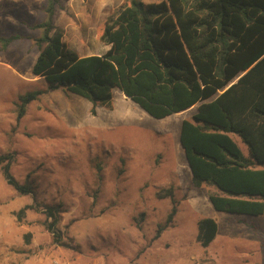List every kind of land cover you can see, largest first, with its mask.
<instances>
[{
  "label": "rangeland",
  "instance_id": "1",
  "mask_svg": "<svg viewBox=\"0 0 264 264\" xmlns=\"http://www.w3.org/2000/svg\"><path fill=\"white\" fill-rule=\"evenodd\" d=\"M124 1L59 0L54 22L70 49L102 55L109 49L99 40L103 23ZM45 5L0 0V37L21 36L6 51L0 43V156L15 153L12 174L34 189L19 193L0 171V264H264V215L218 212L209 200L216 188L192 184L180 129L197 107L157 120L116 90L113 108L92 115L87 100L60 89L39 96L17 120L19 98L47 89L32 75L42 35L33 26L47 19ZM171 187L177 213L155 239L173 207L156 194ZM36 202L63 206L62 244L43 213L18 215ZM205 218L219 225L207 248L197 241Z\"/></svg>",
  "mask_w": 264,
  "mask_h": 264
},
{
  "label": "trees",
  "instance_id": "2",
  "mask_svg": "<svg viewBox=\"0 0 264 264\" xmlns=\"http://www.w3.org/2000/svg\"><path fill=\"white\" fill-rule=\"evenodd\" d=\"M58 3L46 0L47 19L33 26L42 35L35 39L39 53L32 75L47 89L19 98L17 120L39 96L60 89L87 100L92 115L100 107L113 108L116 90L157 120L197 107L180 129L192 184L216 188L209 200L218 212L264 215V0H125L99 33L108 51L88 56L64 41L65 30L54 22ZM20 38L0 37L2 50ZM234 136L247 146L248 156ZM15 159V153L1 155L0 171L19 193L33 194L30 184L12 174ZM156 196L173 199L158 239L173 223L177 202L172 187ZM62 209L36 202L18 215L43 213L46 230L62 244L57 227ZM218 231L215 219L200 220L198 243L209 247Z\"/></svg>",
  "mask_w": 264,
  "mask_h": 264
},
{
  "label": "crops",
  "instance_id": "3",
  "mask_svg": "<svg viewBox=\"0 0 264 264\" xmlns=\"http://www.w3.org/2000/svg\"><path fill=\"white\" fill-rule=\"evenodd\" d=\"M245 154V153H244ZM248 156V155H247Z\"/></svg>",
  "mask_w": 264,
  "mask_h": 264
}]
</instances>
